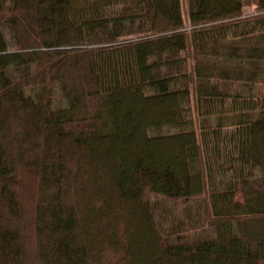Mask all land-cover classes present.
Returning <instances> with one entry per match:
<instances>
[{"label": "trees", "instance_id": "obj_1", "mask_svg": "<svg viewBox=\"0 0 264 264\" xmlns=\"http://www.w3.org/2000/svg\"><path fill=\"white\" fill-rule=\"evenodd\" d=\"M0 264H264V0H0Z\"/></svg>", "mask_w": 264, "mask_h": 264}, {"label": "rangeland", "instance_id": "obj_2", "mask_svg": "<svg viewBox=\"0 0 264 264\" xmlns=\"http://www.w3.org/2000/svg\"><path fill=\"white\" fill-rule=\"evenodd\" d=\"M246 10H247V9H246ZM246 10H245V11H246Z\"/></svg>", "mask_w": 264, "mask_h": 264}]
</instances>
